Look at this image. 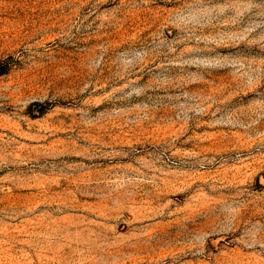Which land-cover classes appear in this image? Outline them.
I'll return each instance as SVG.
<instances>
[{"label":"rangeland","instance_id":"374dc122","mask_svg":"<svg viewBox=\"0 0 264 264\" xmlns=\"http://www.w3.org/2000/svg\"><path fill=\"white\" fill-rule=\"evenodd\" d=\"M0 264H264V0H0Z\"/></svg>","mask_w":264,"mask_h":264}]
</instances>
